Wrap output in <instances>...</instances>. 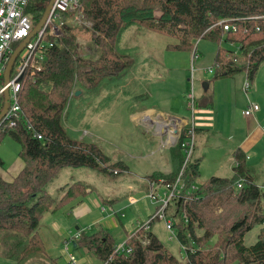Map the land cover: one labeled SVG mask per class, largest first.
I'll use <instances>...</instances> for the list:
<instances>
[{
	"label": "trees",
	"instance_id": "obj_1",
	"mask_svg": "<svg viewBox=\"0 0 264 264\" xmlns=\"http://www.w3.org/2000/svg\"><path fill=\"white\" fill-rule=\"evenodd\" d=\"M49 2L29 3L28 14L36 24ZM79 3L76 12L62 14L65 34L53 41L34 71L26 73L21 90V119L14 128H0V142L12 135L21 143L24 164L13 180L0 174V255L12 264H47L48 253L40 234L41 214L56 211L67 201L88 193L91 185L84 180L66 184L60 197L50 193L49 184L61 170L82 167L117 178L129 169L127 162L112 161L97 142L82 140L75 133L80 125L87 126L82 117L93 96L102 93L107 84L121 82L133 71L136 59L120 44L125 30L137 25L138 29L168 37L173 41H168L167 47L175 51L192 52L200 39L218 43L212 66L216 75L212 80L244 73L252 83L264 63V0H80ZM78 14L82 24L76 19ZM85 20L92 25L84 24ZM224 25L230 29L226 30ZM76 29L91 34L92 43L101 48V57L87 54L77 39ZM139 96L145 99L148 94ZM134 105L131 110L139 108ZM181 140L171 151L173 171L168 174L153 171L146 176L143 183H148L149 192L153 181H175L179 176L185 158ZM235 157L238 165L233 176H211L197 189L193 184L200 175L199 161L192 159L183 172L186 190L171 200L167 213L173 218L180 247H187H182L185 259L177 258L152 232L154 222L162 220L159 218L146 231L137 229L128 233L121 246L126 251L131 249L129 252L118 251L114 236L103 230L93 235L82 233L76 246L84 244L102 264H264V230L255 243L247 245L244 241L249 230L264 223V192L245 153L240 150ZM241 180L243 183L238 187ZM138 184L142 186V181ZM187 190L191 200L185 203ZM173 208L174 213H170ZM218 208H222V213L215 214ZM213 238L216 242L211 244Z\"/></svg>",
	"mask_w": 264,
	"mask_h": 264
},
{
	"label": "rangeland",
	"instance_id": "obj_2",
	"mask_svg": "<svg viewBox=\"0 0 264 264\" xmlns=\"http://www.w3.org/2000/svg\"><path fill=\"white\" fill-rule=\"evenodd\" d=\"M76 17L79 21L83 20L82 17L81 19L77 15ZM82 23L83 21H80V24ZM84 24L91 26L92 22L85 20ZM81 30L76 29V35L78 41L85 46L87 54L91 57L92 55L101 57V48L92 43L91 34ZM54 38L51 34L46 36V40L53 41ZM168 41L173 40L168 37H159L154 33L142 30V28L138 29L137 25L125 30L123 33L120 44L130 51L133 59H136V64L132 68L133 71L128 73L129 75L124 77L121 82L113 85L107 84L102 93L93 96L88 103L89 106H85L82 117L87 126L80 125L79 130H76L75 133L80 134L82 140L97 142L110 155L112 161L124 160L131 166V169L121 173L117 178L109 174L102 175L97 171L82 167L64 168L57 174L48 187L49 192L54 193L57 197H60L62 194L61 189L66 184L81 180L90 183L93 186L94 193L89 192L80 199L67 201L56 211H44L41 214L40 234L48 253L47 264H53L50 258L57 261V264H102L100 259L88 250L84 244L79 247L76 246L82 239V233L93 235L97 231L103 230L113 235L116 244L121 245L126 242L128 233L142 229L137 225L140 220L148 221L156 212L158 202L150 195L151 184L149 187L150 192L145 191L140 189L137 180L138 176H141L140 181H144L145 176L153 173L157 168L163 170L168 168L170 154L167 151L164 154H156L150 158L134 159L132 157V154H137V151L142 147V141L146 138L145 133L149 132L142 126L136 127V122H141V120H132L128 113L129 108L133 109L134 103H137L134 105L136 108L142 106H168L172 108L170 111L173 114L189 119V123H192L191 111L187 107L189 103L188 96L193 93V89L196 100L200 99L202 94L205 93V84L211 82L216 75L209 72L208 68L214 65L215 54L219 47L218 43L210 40H197L195 45L197 49L194 48L192 52H187L189 53L188 58H190L189 67L179 66L177 69H169L167 66L171 63L169 54H171L170 51L175 50H170L167 47L166 43ZM221 43L226 44L224 41ZM241 74H231V78L228 77V79L223 80L229 83L231 87H225L219 91L218 84L220 83L212 81L207 91L211 93L214 90L213 100L215 106H211V109L215 118L210 121L216 124L217 119H219L220 131L218 132L216 128H212L206 146L201 149L198 148L191 158V160L194 159L195 155H199L203 150L207 159L203 163L202 175L197 177L196 182L193 184L196 189L204 185L211 178V175H234L230 166L232 153L225 156L218 155V153L228 146L227 142L223 140L225 136L231 135V140L235 142L244 136L247 129L248 133H251L248 144L256 152V157L251 162L249 161V166L260 168V172L264 168V132L258 127V123L264 124V106L262 112L259 115L257 114L254 119L247 120L242 115L247 100L239 83L241 81H239L240 76L243 75ZM251 85L249 97L251 98L255 94V97H260L264 102V63L258 69ZM140 93H147L148 96L141 99ZM228 98L237 101V107L233 106L234 125L225 115L226 100ZM252 102L258 103L255 100H250V103ZM222 123H224L227 135H225V130L220 129ZM234 126L240 127L244 131L238 132L234 129ZM201 136L203 134L197 133V143ZM152 138V135L148 136L149 140ZM157 148L158 146L155 144L148 151H145L144 155L151 154ZM21 153V143L16 141L12 135L5 136L0 142V159L3 161V164H0V172L13 174L17 168L22 167ZM136 173L138 176H136ZM13 178H9V180H13ZM259 185L264 192V175L260 178ZM157 190L159 197H164L167 191L163 187H158ZM130 198L135 200L132 205L130 204ZM184 198L185 203L190 202L191 193L188 190ZM262 201L264 206V197ZM110 204H112L115 211L120 213V220L116 215H110V212L103 213L102 207L110 210ZM184 209L185 207H183ZM215 210V214L222 213V208ZM171 211L174 213V208L169 210L170 213ZM135 223L136 225L133 226ZM154 225V233H157L162 243L177 258L185 259L186 254L182 252V247L176 241V237L170 238V233L165 228V222L162 220L155 221ZM263 230L264 223L256 224L246 233L245 244L255 243ZM198 232L203 233L202 230ZM214 242H216V238H213L211 244ZM67 244L69 245L68 251L65 250ZM70 253L76 256V263L72 262ZM0 264H12V261L0 255ZM233 264L239 263L234 262Z\"/></svg>",
	"mask_w": 264,
	"mask_h": 264
},
{
	"label": "built area",
	"instance_id": "obj_3",
	"mask_svg": "<svg viewBox=\"0 0 264 264\" xmlns=\"http://www.w3.org/2000/svg\"><path fill=\"white\" fill-rule=\"evenodd\" d=\"M31 0H0V113L5 107L6 90L9 92L8 109L5 116L0 120V128H14L22 116L21 96L22 88L25 82V75L30 71H34L37 62H42L45 59V53L51 47L53 41L62 37L65 34V21L62 18L63 13L76 12L80 6V0H54L53 7L48 15V19L39 32L27 43L25 49L19 54L15 60V64L10 72V81L6 82L5 73L9 65V60L13 53L18 49L19 45L28 38L37 25L34 18L28 14V6ZM81 19V15L78 14ZM82 21V20H80ZM226 30H229L228 25H224ZM51 34L53 41L46 40V36ZM197 49V47L195 48ZM237 61V60H236ZM209 72H213V68H209ZM244 90L248 92L252 85L249 79L244 81ZM188 107L192 113V123H188L189 127L184 138L181 140L182 148L184 149V164L175 181L166 182L164 179L153 181L151 183V193L153 199L158 202L157 210L148 221H139L137 225L145 231L150 228L151 223L155 218L165 221L166 229L170 233V238H175L174 222L172 216H168L167 210L169 203L177 196L183 195L185 192V181L183 172L186 166L191 161L195 149L196 141V123L195 109L196 101L193 93L188 96ZM260 109V105L256 102L250 103L249 107L244 111V115L252 116L254 112ZM32 126L29 124V128ZM39 138L41 135L35 134ZM180 145V146H181ZM238 165V163H236ZM243 181L238 182V187H241ZM158 187H163L165 192L164 197H159ZM186 217V215H185ZM181 247L187 248L186 245ZM69 245L65 249L68 251ZM118 251H126V249L118 245ZM131 251L128 248L126 252ZM72 262L76 263V256L70 253Z\"/></svg>",
	"mask_w": 264,
	"mask_h": 264
},
{
	"label": "crops",
	"instance_id": "obj_4",
	"mask_svg": "<svg viewBox=\"0 0 264 264\" xmlns=\"http://www.w3.org/2000/svg\"><path fill=\"white\" fill-rule=\"evenodd\" d=\"M170 52H171V54H169V58H170L171 63H169L167 65L169 69H177V67H179V66L189 67V63H190V58H188L189 53L184 52V51H170ZM209 68H208V71H209ZM211 73H214V72H211ZM242 74H241L242 76H240L239 81L240 80L241 81L239 83L242 86V90L244 91V93L246 95V100H247V104H246V107L244 109L246 110L249 107L250 100H252V101L255 100L260 105V109L256 112H254L252 116L247 117L246 115H244L245 110L242 112V115H244V117L247 120H251V119L256 118V115L257 114L259 115L262 112L264 102H263V100H261L260 97H255V94H253V96L251 98L249 97V94H250L249 92L251 90H249L248 92H246L244 90L243 84H244V81L247 79V77H246V74H244V73H242ZM256 75H255V77H256ZM228 77H230V76H228ZM228 77H223L222 79H218V80H211V82L209 81L208 84H205V87H206L205 93L202 94L200 92L202 94V97L200 99H197V100L195 98L196 106H197V101H198V106L196 107L195 114H194L195 123H196V131H197L196 135L198 133V134H203V136H201L199 138L198 143L195 141V149H194L193 155L196 153V150L198 148L201 149V148H204L206 146L205 144L209 141L210 131L212 130V128H216V130L218 132L220 131L219 130V119H217L216 124L213 121H210V120L215 118V115L214 114L212 115L213 112L211 109L212 108L211 106H215V101L213 100L214 90L211 93H208L207 91L210 88L209 86L212 83V81H216L217 83H220V84H218V86H219L218 90L219 91L223 90L225 87H231L229 85V83H226L225 81H223L225 79H228ZM255 77H254V79H255ZM254 79H253V81H254ZM220 81H223V82H220ZM181 97H182V95H181ZM233 106L237 107V101L235 99L228 98L226 100L225 115H226V118L228 120H231L232 124L234 125L233 122L235 119V115L233 114ZM187 107H188V104H187ZM170 109H172V108L168 107V106H166V107L165 106H160V107L142 106L140 108H137L136 110H131V108H129L130 111L128 112L129 116H130V118H132V120H135V121L141 120V122H138V121L136 122V127L142 126V127L146 128L147 132H149V133H145L146 138L142 141L143 145L137 151V154L131 153L133 155L132 157L134 159H138V158L144 159V158L153 157L156 154H164L168 151L170 154V159H169L170 161L168 164V168L164 167L165 168L164 170L162 168H157L154 170V171H160L164 174H168L169 172L173 171L174 167H173V162L171 160L172 148L175 147V145L180 142L181 137L184 136L185 133H187V129L189 127L188 123L190 122L189 119H185L184 117H179L177 114H173L170 111ZM191 116H192V113H191ZM192 119H193V116H192ZM258 127L261 128L264 132V124L263 123H258ZM220 129L225 130L224 123H222ZM234 129L237 130L238 132L243 130L242 128L240 129V127L238 128L236 126H234ZM151 135L153 138L151 140H149L148 136H151ZM225 135H227L226 130H225ZM250 135H251V133L249 134L248 129H247V132L244 134V136L235 142H233L231 140V135H229L227 137L225 136L223 138V140L227 142L228 146L225 147L223 150H220L218 155L225 156V155H229L232 153L230 166L232 167V173L233 174H234V167L238 161L235 157V155L238 151L242 150L245 153L248 164H249V161L251 162V160L256 157V155H255L256 152L253 151V149H251V146H249V144H248V141L250 140ZM155 144H157V146H158L157 150H155L151 154H149V155L147 154V156H145L144 152L148 151V149H150ZM244 148H246L247 150ZM182 150L184 153L183 148H182ZM196 155H195L194 160H198L200 163L199 164V171H200L199 177H200L202 175L201 172H202L203 163L207 159H206L205 154L203 153V150L200 152L199 155L198 154H196ZM23 166H24V164H23ZM128 166H129V169L126 171H130V169H131V166L130 165H128ZM22 167L20 166L19 168H17L13 174H10L9 172L7 174H5L4 172H2V173L0 172V174L3 176L4 179L8 180L9 178H12L15 175H17L22 170ZM261 167H262V165H261ZM251 168H253L254 172L257 174V177H258L257 181L260 184V178L262 177V175H264V168L262 169L261 172L259 171L260 168H255V167H251ZM136 176H138L137 173H136ZM146 176H148V175H146ZM211 176H221V175H211ZM221 177H226V176H221ZM139 178H141V176H138L137 184L139 182H141ZM144 181H146V178H144ZM139 187L142 190L148 191L147 190L148 189V183H146V182L143 183V181H142V186L140 185ZM87 192L88 193L89 192L94 193L92 185L87 190ZM113 202H112V204H113ZM134 203H135V200L130 198V204L132 205ZM112 204H110V206H111L110 210H108L105 207H102V211H103V213L110 212L111 213L110 215H116L118 217V220H120L121 219V217L119 215L120 213L115 211ZM135 225H136V223L133 226H135ZM165 228H166V225H165ZM133 229H134V227H133ZM154 230H155V225L153 224V227H152L153 233L155 232ZM154 234H157V233H154Z\"/></svg>",
	"mask_w": 264,
	"mask_h": 264
},
{
	"label": "water",
	"instance_id": "obj_5",
	"mask_svg": "<svg viewBox=\"0 0 264 264\" xmlns=\"http://www.w3.org/2000/svg\"><path fill=\"white\" fill-rule=\"evenodd\" d=\"M53 1L54 0H50L46 11L44 12L42 19L40 20V22L34 27L32 34L26 38L18 47V49L13 53V55L11 56L10 60H9V65L7 67L6 73H5V77H6V82L8 83L10 81V72L14 66V62L17 59V57L19 56V54L25 49V46L27 45V43L33 38V36H35L37 34V32H39L41 30V28L44 26V24L47 21V17L53 7ZM6 95H5V107L3 108L2 112L0 113V120L5 116L7 109H8V98H9V92L8 90L5 91Z\"/></svg>",
	"mask_w": 264,
	"mask_h": 264
}]
</instances>
